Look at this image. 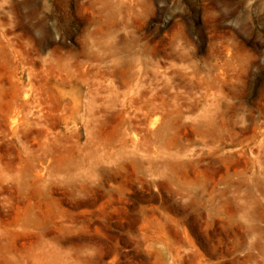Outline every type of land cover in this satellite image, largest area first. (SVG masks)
<instances>
[{
  "label": "rangeland",
  "instance_id": "obj_1",
  "mask_svg": "<svg viewBox=\"0 0 264 264\" xmlns=\"http://www.w3.org/2000/svg\"><path fill=\"white\" fill-rule=\"evenodd\" d=\"M0 264H264V0H0Z\"/></svg>",
  "mask_w": 264,
  "mask_h": 264
}]
</instances>
